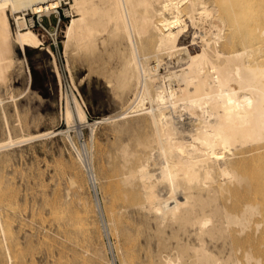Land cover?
<instances>
[{"label": "bare ground", "instance_id": "bare-ground-1", "mask_svg": "<svg viewBox=\"0 0 264 264\" xmlns=\"http://www.w3.org/2000/svg\"><path fill=\"white\" fill-rule=\"evenodd\" d=\"M253 1H68L70 10L65 11L72 15L64 47L75 42L78 49L92 50L98 36L104 42L107 33L119 52L107 84L114 88L115 102L128 92L133 95L127 107L102 120L144 111L151 124L147 134L118 145L115 162L125 206L143 215L133 235L125 238L129 256L136 248L144 251L145 259L134 264H264V9L259 6L264 0ZM61 2L0 0V82L6 83L15 47L23 52L41 44L25 10L59 14ZM239 26L248 38L236 31ZM190 27V44L199 43L195 51L181 43ZM234 30L236 41L249 40L235 46ZM162 53L174 55L179 68L159 75ZM149 56L155 57L153 65ZM72 101L73 107L66 105L67 124L87 122L83 106L74 97ZM39 132V137L52 133ZM8 137L0 149L20 142ZM70 142L82 166L92 168V143L84 148L86 161ZM90 171L94 184L98 178ZM117 217L113 224L122 214ZM131 217L125 220L133 225ZM141 233L143 239L133 244L134 234Z\"/></svg>", "mask_w": 264, "mask_h": 264}, {"label": "rangeland", "instance_id": "rangeland-1", "mask_svg": "<svg viewBox=\"0 0 264 264\" xmlns=\"http://www.w3.org/2000/svg\"><path fill=\"white\" fill-rule=\"evenodd\" d=\"M68 1L62 0L58 8L62 16L59 49L49 48L59 76L45 42L39 47H26L23 52L15 47L6 83L0 82V141L8 140V136L14 141L20 139L17 144L0 149V264H122L126 260V264H134L145 259L143 249L137 253L136 248L131 256L127 251L125 238L133 235L132 230L143 215L125 206L115 162L118 145L147 134L151 124L144 111L132 113L131 109L124 118L102 120L127 107L133 95L128 92L115 102L114 88L107 84L119 60L117 43L107 33L102 34L106 42H100L99 35L92 50L78 49L75 42L64 47V30L72 15L65 11L70 10ZM259 3L253 5L258 9ZM263 4L259 6L264 9ZM237 30L242 36L246 34L241 26ZM192 32L190 27L181 43L195 51L199 43L190 44ZM239 33L233 34V40H239ZM244 38L240 37L237 45L234 41L235 46L249 40ZM160 59L159 75L179 68L174 55L162 53ZM154 61L155 57L149 56V64ZM73 97L85 109L87 122L67 124L65 111L68 105L73 107ZM90 124H94L92 134ZM39 131L52 133L39 137ZM70 141L82 150L86 161L84 148L92 143V168L82 166ZM90 170L98 178L94 184ZM71 180L76 184L72 185ZM117 210L126 212L119 215ZM124 214L125 218L133 215L129 219L135 223L131 225ZM115 217L119 219L116 226ZM134 235L133 244L144 237L142 233L141 237ZM152 246L155 257L156 245ZM261 256L264 263V249Z\"/></svg>", "mask_w": 264, "mask_h": 264}, {"label": "built area", "instance_id": "built-area-1", "mask_svg": "<svg viewBox=\"0 0 264 264\" xmlns=\"http://www.w3.org/2000/svg\"><path fill=\"white\" fill-rule=\"evenodd\" d=\"M25 16L27 17L28 25L33 30H36L38 36L41 38V44L39 46L46 42L48 48L58 50L61 43L59 35L62 16L60 12L59 14L58 11L44 14L40 11L32 12L30 9H27L25 10Z\"/></svg>", "mask_w": 264, "mask_h": 264}]
</instances>
